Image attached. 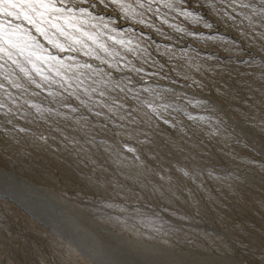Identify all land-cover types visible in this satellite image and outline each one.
Masks as SVG:
<instances>
[{
  "label": "rangeland",
  "instance_id": "obj_1",
  "mask_svg": "<svg viewBox=\"0 0 264 264\" xmlns=\"http://www.w3.org/2000/svg\"><path fill=\"white\" fill-rule=\"evenodd\" d=\"M67 2L73 9L68 15L74 17L73 25L81 30L76 32L70 25L69 40L57 36H53V39H59L60 43L67 45L74 37L92 56L99 55L112 63L123 57L121 63L131 60L137 67L143 66L146 71L155 72L159 64H165L164 72L160 75L167 73L171 79H160L159 76L155 79L145 77L149 84L158 91L168 88L176 92L183 91L192 99L193 104L196 99L210 97L214 101L215 112L201 111L190 105L185 107L193 116H204L206 122L210 120L213 125L220 119L224 123L215 137H209L207 130L201 133L199 127H196L189 129L192 139L188 144L176 138L186 149L185 153H176L173 150V154L169 155V150L163 149V160L159 166L160 175L165 177L163 181L159 176H148L147 179L143 176L137 177L134 172L128 170H125L127 178L118 173L117 180L129 190L126 195L121 193L118 197L114 196L112 189H109L106 199L103 198V193L94 194L85 183L83 174L76 171L74 166L56 163L45 153L33 151L29 147L30 141L22 134L17 136L13 132L8 138L0 136V166L9 170L13 163L19 175L69 201L73 211H83L87 221L84 220L85 224L96 230L95 232L110 242V245L127 253L128 260L151 256L155 261L168 264H217L240 261V256H245L249 260L261 259V264H264V174L246 163L250 158L258 163L264 161V133L252 127L242 116L243 113L250 115L253 111H256L257 115L264 114V107L257 104H253L252 108L248 107L253 100L259 101L258 92L264 82L259 80L260 73L255 70V65H241L236 61L235 53L226 52L214 44L194 42L191 37H185L181 41L180 34L172 27L188 31L200 29L206 35L235 39L243 49L240 55L245 59L255 57L259 62L264 53H260L258 44L240 35L247 21L239 27L225 23L222 16H217L213 9L207 6L209 0H204L205 6L199 9V15L213 24L214 31L204 29L202 23L196 24L192 18L179 16L164 8L163 0L160 18L138 7L137 0H124L126 11L116 6H89L98 3V0H87L85 4H81L80 0ZM211 2L214 3L215 0ZM81 7L86 9L84 14L79 11ZM244 11L246 10H241L242 15ZM141 19L145 20V24L138 23ZM163 19H167V24L161 22ZM149 24L152 25L151 28L147 27ZM156 29L171 39H165ZM89 34L95 38V43L88 39ZM148 35H151L153 40L145 42L143 38ZM109 36L113 39H109ZM120 39H131L130 47L135 48L139 44V48L128 53L126 47L114 42ZM73 46L79 51V44ZM146 47L159 62L156 66L143 64ZM169 50L175 53L171 60ZM27 54L26 51L25 56ZM70 55L75 59L64 60L66 79L71 77L75 80L77 76L83 79L80 74L85 70L79 65L85 62L92 63L94 67H104L99 60L76 53ZM208 55L217 59H202ZM19 63L24 64V59L21 58ZM197 64L202 66L201 72L195 70ZM68 65L71 67H67ZM25 67L29 70L31 68L30 65ZM223 67L233 73L232 78L228 80L231 91L227 97H217L211 81L221 79V76H214L213 73H218ZM56 71L54 68L52 74H45L49 75L50 80H58L59 77L54 75ZM186 72L198 80H204L208 87L203 91L182 89L181 85L190 83L182 78ZM63 74L64 70H61V75ZM32 75L35 77L34 73ZM35 79L43 83L40 77ZM172 80L177 83L173 84ZM12 82L19 87L14 86ZM0 85L4 86L0 88V130L12 127L7 123L11 119L17 127H29L37 133L44 131L47 135V129L55 127L53 121L63 123L62 116L55 115L56 112L67 113L61 103L66 93H63L58 84L54 83L51 87L44 84L43 90L37 89L16 65L6 57L0 56ZM94 87L100 88L103 84ZM49 91L54 95L49 96ZM168 102L179 106L174 99L169 98ZM37 107L41 111L38 112ZM48 109H52L51 117ZM75 115L78 117L79 113ZM180 118L188 123L186 117ZM33 121L39 123L40 127H37L36 123H30ZM189 152L196 157L195 161L182 159ZM185 164L188 166L186 170L191 169L194 164L197 171L201 168L205 171L198 178L194 174L192 178H178L175 168ZM213 165L216 166L215 172L213 178L209 179L207 170ZM112 171H117L115 165ZM237 177L245 183H239ZM140 181L147 187H143ZM234 182L237 185L236 191L229 192L228 186ZM135 193H138L139 197L135 196ZM189 193L200 202L201 210L198 215L191 206ZM60 204L62 207L67 205L65 201ZM108 204L113 207H107ZM9 205L8 202L0 201V256L5 264H93L87 258L74 254L57 237L38 226H33L22 211ZM184 216L187 219H181ZM225 233L233 234V237Z\"/></svg>",
  "mask_w": 264,
  "mask_h": 264
},
{
  "label": "snow or ice",
  "instance_id": "obj_2",
  "mask_svg": "<svg viewBox=\"0 0 264 264\" xmlns=\"http://www.w3.org/2000/svg\"><path fill=\"white\" fill-rule=\"evenodd\" d=\"M80 3L85 4L87 0H80ZM137 4L146 12L160 18L161 0H143V2L137 0ZM101 5L104 7L116 6L126 11L124 0H98V3H92L89 6L96 8ZM153 5H157V7H153ZM162 6L179 16L192 18L196 24L202 23L204 29L214 31L213 24L199 15V9L205 6L204 0H163ZM207 6L212 8L217 16H222L225 23L239 27L244 21H247L244 30L240 31V35L258 44L260 53H264V0H215L214 3L209 0ZM241 10H246L243 15ZM79 11L84 14L86 9L81 7ZM72 12L73 9L68 6L67 0H0V56L6 57L8 61L16 65L37 89L43 90L44 84L49 87L54 83L58 84L63 93H66L61 103L67 109L66 114L55 113L58 117L62 116L63 123L53 121L55 127H49L47 135L44 134V131L37 133L29 127H17L10 119L7 123L12 127L0 130V136L8 138L13 132L17 136L22 134L30 141L29 147L33 151L45 153L56 163L74 166L76 171L83 174L85 183L94 194L103 193L105 199L109 194V189H112L116 197L121 193L127 194L129 190L116 178L118 173L127 178L125 170L134 172L137 177L143 176L145 179L148 176H159L163 181L165 177L160 175L159 167L163 160V156H161L163 149H168L169 155L173 154V150L176 153H185L186 149L177 142L176 138L188 144L192 139L189 129L196 127H199L201 133L207 130L209 137H215L219 134L221 124L224 123L222 119L218 120L215 125L210 120L206 122L204 116H193L188 112L185 105L205 112H215L214 101L210 97H206L196 99L193 104L192 99H189L183 91L176 92L172 88L158 91L153 88L145 77L149 79H155L158 76L160 79L171 78L167 73L163 76L160 75L164 72L165 64H159L155 57L148 52L147 47L144 50L146 55L143 57V64H148L150 67L159 64L155 72L146 71L143 66L137 67L131 60L121 63L123 57L112 63L99 55L92 56L85 46L74 37L67 45L60 43L59 39H53V36H57L69 40L70 25L75 28L76 32L81 30L73 25L74 17L68 15ZM161 22L167 24L168 21L163 19ZM138 23L143 25L145 20L141 19ZM121 26L117 25V27ZM104 27L107 28V25ZM147 27L151 28L152 25L149 24ZM172 27L180 34L181 41L185 37H191L194 42H201L205 45L214 44L226 52L235 53L236 61L241 65L245 67L255 65V70L260 73L259 80L264 82V55L260 56L259 62L255 57L245 59L240 55L243 49L235 39L206 35L200 29L188 31L184 28ZM30 29L34 31H30ZM156 32L164 35L165 39H171L166 34L160 33L159 29H156ZM88 39L95 43V38L91 34L88 35ZM109 39H113V37L109 36ZM143 39L147 42L152 41L153 37L148 35ZM114 42L126 47L128 53L139 48V44L135 48L130 47L131 39L127 41L124 39L114 40ZM77 44L80 45L79 51L73 46ZM26 51L27 56H25ZM70 53L99 60L104 67H94L92 63L85 62L79 65L85 70L80 74L83 79H80L79 76L75 80H72L71 77L66 79L67 71L64 60L75 59ZM174 55L175 53L169 50V60ZM196 55L199 57V53ZM21 58L24 59V64L19 63ZM202 59L215 61L217 57L208 55ZM25 65H30V70ZM67 67H71V65ZM201 67L197 64L195 70L201 72ZM54 68L57 69L54 75L59 77L58 80H50L49 75L45 74L46 72L52 74ZM61 70H64L63 75H61ZM33 73L35 77H40L43 83L37 82ZM213 75L221 76L219 81L215 79L211 81L217 97H227L231 91L228 80L232 78L233 73L228 71L227 67H223ZM182 78L186 82L190 81V83L181 85L182 89L191 88L203 91L208 87L204 80H198L187 72ZM12 83L14 84V82ZM172 83L175 84L177 81L172 80ZM97 84H103V87H94ZM14 86L19 87L15 84ZM3 87L0 85V88ZM141 93L147 95L142 96ZM165 94H170V96ZM258 94L259 101L253 100L248 105L249 108H252L253 104L264 107V83L261 84ZM48 95L53 96L54 93L49 91ZM169 98L174 99L179 106L169 103ZM157 101L162 102L158 103ZM37 111L41 110L37 107ZM47 111L51 117L52 109ZM77 113H79L78 117L75 115ZM181 116L186 117L188 123H185L180 118ZM242 116L252 127L264 133V114L257 115L256 111H253L250 115L243 113ZM30 123H36V126L40 127L36 121ZM193 134L195 133L193 132ZM185 137H187L186 140ZM182 159L195 161L196 157L189 152ZM246 163L249 167L264 174V161L258 163L255 159L250 158ZM114 165L117 171H112ZM187 167L185 164L183 167L175 168L178 178L181 176L192 178L193 174L198 178L205 171L204 168L197 171L194 164L191 169L186 170ZM215 167L213 165L210 170H207L209 179L213 178ZM236 179L239 183H245L239 177ZM140 183L143 187H147V185H143L142 181ZM236 187L235 182L229 185V192H235ZM134 195L139 197L138 193ZM189 197L192 200L191 206L198 215L201 210L200 202L192 197L191 193H189ZM106 206L113 207L111 204ZM181 219H187V217L184 216Z\"/></svg>",
  "mask_w": 264,
  "mask_h": 264
},
{
  "label": "bare ground",
  "instance_id": "obj_3",
  "mask_svg": "<svg viewBox=\"0 0 264 264\" xmlns=\"http://www.w3.org/2000/svg\"><path fill=\"white\" fill-rule=\"evenodd\" d=\"M1 200L22 211L33 226H38L48 234L57 237L74 254L87 258L93 264H168L155 261L151 256L128 260L126 257L127 253L125 254L120 248L110 245V242L95 232L96 230L90 229L85 224L86 217H84L83 211L78 209L76 212L73 211L69 201L19 175L13 163L9 170L0 166ZM61 200L65 201L67 205L65 206L64 204L62 207L60 204ZM227 234L230 235L229 233ZM232 235L229 237H233ZM239 260L225 261L226 263L218 262L217 264L262 263L260 262L262 261L261 259L259 261L256 258L249 260L245 256H240ZM0 264H5L1 256Z\"/></svg>",
  "mask_w": 264,
  "mask_h": 264
}]
</instances>
